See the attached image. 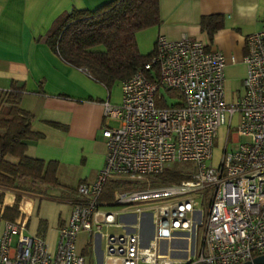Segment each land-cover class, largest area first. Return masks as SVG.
<instances>
[{"label": "built area", "instance_id": "2783aa9c", "mask_svg": "<svg viewBox=\"0 0 264 264\" xmlns=\"http://www.w3.org/2000/svg\"><path fill=\"white\" fill-rule=\"evenodd\" d=\"M261 21L260 29L244 37L242 92L232 102L224 97L225 60L219 50L185 34L156 35L149 59L120 81V102L102 101L104 161L93 180L76 185L53 250L42 235L25 231L23 217H15L4 220L0 230V264H85L76 249L80 231L101 237L100 264H238L263 253L264 11ZM234 113L239 123L233 133L248 140L233 150L223 148L212 166L213 138L225 116L229 123ZM173 162L190 163L188 177L117 187L110 201L99 199L109 179L139 180ZM125 213L135 219H121ZM149 225L152 232L143 240ZM200 226L199 245L164 243L186 240L187 232L197 235ZM102 227L114 230L101 232Z\"/></svg>", "mask_w": 264, "mask_h": 264}, {"label": "crops", "instance_id": "0c3cea01", "mask_svg": "<svg viewBox=\"0 0 264 264\" xmlns=\"http://www.w3.org/2000/svg\"><path fill=\"white\" fill-rule=\"evenodd\" d=\"M107 1L0 0V89L21 86L18 105L32 114L31 128L41 133V137L26 141L24 153L56 161V176L62 184L51 187L53 197L35 192V183L30 194L20 195L16 218L25 219L28 233L42 235L49 250L55 246L57 226L68 217L71 209L67 187L73 189L81 181L93 180L103 164L102 101L119 103L121 91L120 81L105 86L93 79L84 67L65 62L44 41V35L54 20L70 8L92 9ZM263 11L264 0H158L159 20L136 31V45L141 53H146L153 50L158 34L167 39L185 34L219 50L225 60L224 97L229 100L231 82L241 84L245 72L244 37L261 28ZM207 15H215L219 22L211 38L200 27L201 17ZM145 39L148 47L143 51L139 44ZM69 183L72 186H68ZM11 195L10 202L0 204V211L5 205H11L14 193ZM26 201L28 212L21 210ZM119 217L135 219L132 213ZM184 241L171 239L164 243L183 247ZM87 243L93 258L87 259L85 264H98L101 257L95 242L93 245ZM76 249L81 253L85 246L78 249L76 245ZM170 254L182 253L171 251Z\"/></svg>", "mask_w": 264, "mask_h": 264}, {"label": "trees", "instance_id": "16d2710c", "mask_svg": "<svg viewBox=\"0 0 264 264\" xmlns=\"http://www.w3.org/2000/svg\"><path fill=\"white\" fill-rule=\"evenodd\" d=\"M158 20V0H109L92 9L72 7L63 12L45 33L44 41L65 62L84 67L93 79L109 86L131 75L149 59L152 51L138 50L135 33ZM218 25L215 15L200 19V27L209 38ZM21 90V86L0 89V188L16 192L13 203L0 211V221L17 216L20 195L34 188L35 183L39 194L46 193V187L62 185L56 176V161L24 153L26 141L41 137V133L31 128L32 114L18 105ZM191 170L187 162H173L149 177L159 183L178 182ZM138 184L139 180L111 178L105 182L99 199L110 201L115 188ZM74 190L67 187L70 201L76 197ZM43 196L54 197L50 190ZM83 252L90 253L89 248Z\"/></svg>", "mask_w": 264, "mask_h": 264}, {"label": "rangeland", "instance_id": "374dc122", "mask_svg": "<svg viewBox=\"0 0 264 264\" xmlns=\"http://www.w3.org/2000/svg\"><path fill=\"white\" fill-rule=\"evenodd\" d=\"M148 47V41H141L139 44V49L140 50H147ZM242 92V87L241 84L236 81H232L230 84V89H229V100L226 101H234ZM167 101L170 102L171 99L169 97H167ZM238 123H239V114L238 113H234L232 115V118L230 119V122L228 123V114L225 116V122L224 124H221L218 129H217V133L213 138L212 141V151H211V158H210V162L212 164V166H215L219 163L221 154H222V150L223 148L225 150H233L237 147V145L243 141H247L248 137L246 135H238L236 137L235 140V134L233 133L237 128H238ZM110 125L114 124V121L110 120L109 121ZM190 164V163H188ZM61 179V178H60ZM59 180V179H58ZM62 180V179H61ZM139 182L140 184H138V186H145V185H158L161 184L159 183L157 180H155L154 178H151L149 176H144V177H140L139 178ZM68 186H72V183H69ZM35 187V186H34ZM46 187V193L42 194V195H47V193H49V188ZM19 191V189L17 190ZM22 191V190H20ZM29 192V193H28ZM0 193H1V202L0 204H2V202H6V199L9 198V196L11 197L14 193V197H15V190L12 189H1L0 188ZM32 193V192H31ZM22 194L26 195V194H30V190L27 189L26 192H22ZM33 194V193H32ZM5 197V199H3ZM14 201V199H13ZM13 203V202H12ZM11 203V204H12ZM207 204H208V198H206L203 201V204L201 205V209L203 210V214L201 216V218L199 220L204 221L205 219V214L204 211L207 208ZM104 207H108V206H104ZM112 207V206H110ZM2 226V221H0V227ZM201 226L198 228L197 230V235H192L191 232H187L185 233V235H187V239L184 241V244L187 246L191 245V247H193V245L196 243L197 245H199V241H200V234H201ZM113 231L114 228L113 227H102L101 228V232L102 231ZM152 232V226L149 225L148 227H145V230L143 231V240H146L148 235L150 236ZM89 241L90 243H92V245L95 242V247H96V251H98V253L100 254V257H102V239L101 237L98 236V238H95V235H91V238H87L85 233L83 232H79L77 235V240H76V245L77 248L79 249L81 246H85L90 248V244H86V242ZM168 242V241H167ZM11 244H14V240H12ZM168 245V243H167ZM85 252H83L84 254ZM84 258L85 261L91 260L93 258L92 253H88V254H84ZM91 258V259H90ZM95 261V260H94ZM101 262V260H100ZM100 262H98V264H100Z\"/></svg>", "mask_w": 264, "mask_h": 264}, {"label": "water", "instance_id": "95a60500", "mask_svg": "<svg viewBox=\"0 0 264 264\" xmlns=\"http://www.w3.org/2000/svg\"><path fill=\"white\" fill-rule=\"evenodd\" d=\"M238 264H264V252L253 256L250 260H245Z\"/></svg>", "mask_w": 264, "mask_h": 264}, {"label": "bare ground", "instance_id": "6f19581e", "mask_svg": "<svg viewBox=\"0 0 264 264\" xmlns=\"http://www.w3.org/2000/svg\"><path fill=\"white\" fill-rule=\"evenodd\" d=\"M6 201H7V202H10V198H7ZM28 208H29V206H28V202H27V201L24 202V203H22V205H21V210H23V211H27ZM27 212H28V211H27Z\"/></svg>", "mask_w": 264, "mask_h": 264}]
</instances>
